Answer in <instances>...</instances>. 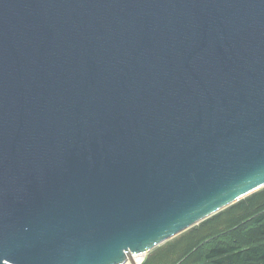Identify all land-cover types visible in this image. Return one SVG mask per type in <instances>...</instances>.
<instances>
[{
  "label": "water",
  "instance_id": "1",
  "mask_svg": "<svg viewBox=\"0 0 264 264\" xmlns=\"http://www.w3.org/2000/svg\"><path fill=\"white\" fill-rule=\"evenodd\" d=\"M263 186L264 0H0V264H140Z\"/></svg>",
  "mask_w": 264,
  "mask_h": 264
},
{
  "label": "trees",
  "instance_id": "2",
  "mask_svg": "<svg viewBox=\"0 0 264 264\" xmlns=\"http://www.w3.org/2000/svg\"><path fill=\"white\" fill-rule=\"evenodd\" d=\"M140 264H264V186L156 246Z\"/></svg>",
  "mask_w": 264,
  "mask_h": 264
},
{
  "label": "bare ground",
  "instance_id": "3",
  "mask_svg": "<svg viewBox=\"0 0 264 264\" xmlns=\"http://www.w3.org/2000/svg\"><path fill=\"white\" fill-rule=\"evenodd\" d=\"M140 260H141L140 257L136 258V261L140 262Z\"/></svg>",
  "mask_w": 264,
  "mask_h": 264
},
{
  "label": "built area",
  "instance_id": "4",
  "mask_svg": "<svg viewBox=\"0 0 264 264\" xmlns=\"http://www.w3.org/2000/svg\"><path fill=\"white\" fill-rule=\"evenodd\" d=\"M142 260H143V259H142ZM142 260H141V261H142ZM141 261H140V262H141Z\"/></svg>",
  "mask_w": 264,
  "mask_h": 264
},
{
  "label": "rangeland",
  "instance_id": "5",
  "mask_svg": "<svg viewBox=\"0 0 264 264\" xmlns=\"http://www.w3.org/2000/svg\"><path fill=\"white\" fill-rule=\"evenodd\" d=\"M136 261V260H135ZM138 262V261H137Z\"/></svg>",
  "mask_w": 264,
  "mask_h": 264
}]
</instances>
